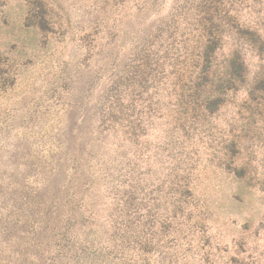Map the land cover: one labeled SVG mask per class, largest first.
<instances>
[{
  "label": "rangeland",
  "instance_id": "rangeland-1",
  "mask_svg": "<svg viewBox=\"0 0 264 264\" xmlns=\"http://www.w3.org/2000/svg\"><path fill=\"white\" fill-rule=\"evenodd\" d=\"M225 2L264 40V0ZM142 3L0 0V58L14 77L0 91V177H27L43 158L57 162L48 183L59 186L69 180L71 166L88 173L83 166L87 153L95 160L90 164L95 183L86 187L83 175L76 188L68 187L75 192L77 212L62 200L60 215L62 221L73 215V234L54 240L52 232L43 231L42 255L34 264H264V110L240 107L243 90L176 146L186 165L177 194L168 184L169 170L157 162L170 136L169 119L151 112L143 117L135 232L123 229V221L115 224L118 201L97 174L102 162L109 165L117 157L115 141L103 134L93 142V111L113 70L123 67L142 33L176 0H159L153 9ZM34 20H40L39 28ZM242 53L248 81L264 75V52L258 55L244 45ZM228 138L239 142L234 157L223 155ZM231 159L246 167L243 180L225 170ZM48 171L42 175L46 181Z\"/></svg>",
  "mask_w": 264,
  "mask_h": 264
},
{
  "label": "trees",
  "instance_id": "trees-1",
  "mask_svg": "<svg viewBox=\"0 0 264 264\" xmlns=\"http://www.w3.org/2000/svg\"><path fill=\"white\" fill-rule=\"evenodd\" d=\"M158 3L159 0H143L142 5L153 9ZM34 21L39 28L40 20ZM244 45L258 55L264 52V40L230 13L225 0H176L167 15L157 16L150 30L142 33L123 67L113 70L94 107L93 142H99L103 134L115 141L111 145L117 157L109 165L102 162L97 174L103 176L118 201L115 224L117 220L125 222L123 229L128 233L135 232L139 217L138 145L144 131V116L151 112L156 118H168L172 126L157 162L162 170H169L165 175L169 177L171 192L177 194L186 172L180 159L183 153L176 147L182 144L180 140L208 123L241 90L245 91L246 99L240 107L264 110V75L248 81ZM13 82L9 65L0 58V91ZM222 144L224 156L240 153L236 139L228 138ZM81 159L76 158L74 165ZM56 163L41 158L33 163L34 173L27 177H0V264H34L42 255L43 231L52 232L54 240L69 239L73 234V215L62 221L60 208L63 203L73 204L75 192L69 188L78 186L80 176L84 175L83 184L88 188L95 183L96 171L90 166L95 165V160L87 153L83 166L88 173L71 166L69 180L59 186L48 183ZM224 165L240 181L246 176V167L237 165L233 159ZM45 170H50L47 181L42 176ZM72 208L77 212L78 207L73 204ZM22 231L25 233L20 237L22 240L11 239L12 234Z\"/></svg>",
  "mask_w": 264,
  "mask_h": 264
}]
</instances>
